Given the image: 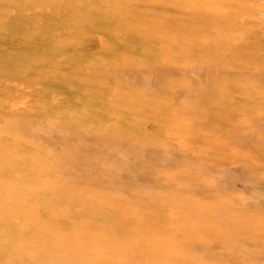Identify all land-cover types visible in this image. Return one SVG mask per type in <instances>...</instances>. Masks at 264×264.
Returning a JSON list of instances; mask_svg holds the SVG:
<instances>
[{"label":"rangeland","instance_id":"374dc122","mask_svg":"<svg viewBox=\"0 0 264 264\" xmlns=\"http://www.w3.org/2000/svg\"><path fill=\"white\" fill-rule=\"evenodd\" d=\"M0 264H264V0H0Z\"/></svg>","mask_w":264,"mask_h":264},{"label":"bare ground","instance_id":"6f19581e","mask_svg":"<svg viewBox=\"0 0 264 264\" xmlns=\"http://www.w3.org/2000/svg\"><path fill=\"white\" fill-rule=\"evenodd\" d=\"M152 4H154V3H152ZM191 9H193V8H191ZM200 19H201V18H200ZM207 20H208V19H206L205 21H203L202 24L205 23V22H207ZM88 24H89V25H92V23H90V22H89ZM202 29L208 30L209 28H206V27H205V28H202ZM94 30H95V28H94ZM97 30H98V29H96V31H97ZM148 30L151 31L150 28H148ZM183 31H184V34L189 33V34H192L193 37H194L195 35H199V32L201 31V28H197V30H193V31H190L189 29H185V30H183ZM133 35H134V34H133ZM151 35L153 36V34H152L151 32H147V33L145 34L144 37L149 36V38H148V37H147V38H148V41L150 42V39H151L150 36H151ZM136 38H137V37H133V38H132V40H131L130 43L128 44L130 47H134V48H137V47L140 48V47H141V42H140V40L135 41ZM153 38H154V37H153ZM163 42H165V41H163ZM235 42H236V41H235ZM151 44H152V40H151ZM234 44H235V43H234ZM158 45H162V43L160 42V43H158V44H155L154 47H156V46H158ZM152 46H153V45H152ZM228 46H230V45H228ZM228 46H227L226 48L229 49L230 47H228ZM231 46H233V45H231ZM234 46H235V45H234ZM162 47H164V46L162 45ZM224 47H225V46H224ZM234 48H235V47H234ZM232 49H233V48H232ZM179 56H180L181 58H184L181 54H180ZM212 59H213V57H212ZM229 62H230V61H229ZM223 64H224V63H223ZM245 65H246V64H244V65H242V66H244V68H248L247 65H246V67H245ZM230 95H231V94H229V96H230ZM232 96H233V95H232ZM236 96H239V95H236ZM247 96H248V95H247ZM248 97H251V96L249 95ZM248 97H247V98H248ZM229 99H230V98H229ZM227 100H228V99H227ZM230 101L232 102L233 100H230ZM231 102H229V103H231ZM218 108H219V107H218ZM241 108H243V107H241ZM219 110H221V109H219ZM219 110H218V111H219ZM220 113H222V112H220ZM85 149H86V148H85ZM41 150H42V149H41ZM43 151H44V150H43ZM40 213H41V212H40ZM30 214H31V213H30ZM23 215H24V214H23ZM46 215H47V214H46ZM34 216H35V215H34ZM36 216H37V215H36ZM42 217H43V216H42ZM30 218H31V217H30ZM33 218H34V217H33ZM33 218H32V219H33ZM37 219H39V218H37ZM41 219H42V218H41ZM32 221H33V220H32ZM34 221H35V220H34ZM29 222H30V220H29ZM33 223H34V222H33ZM36 224H37V223H36ZM10 225H11V224H10ZM50 227H51V226H50ZM34 228H35V227H34ZM34 228H33V229H34ZM15 233H16V231H15ZM16 234H17V233H16ZM26 234H27V233H26ZM26 234H25V236H26ZM28 234H29V232H28ZM15 237H16V236H15ZM15 244H16V243H15Z\"/></svg>","mask_w":264,"mask_h":264}]
</instances>
